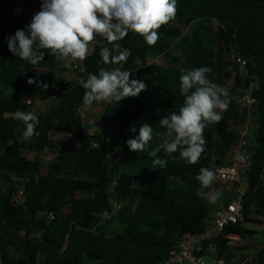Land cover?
<instances>
[{"label": "trees", "instance_id": "16d2710c", "mask_svg": "<svg viewBox=\"0 0 264 264\" xmlns=\"http://www.w3.org/2000/svg\"><path fill=\"white\" fill-rule=\"evenodd\" d=\"M40 9L41 0H0V264L165 261L184 236L203 233L210 224L211 188L203 190L206 196L198 195L195 177L201 168L214 171L229 163L228 152L236 144V127L243 118L234 97L254 82L259 103L254 108L250 149L255 154L247 172L243 209L224 237L214 240L218 258H237V248L226 235L246 240L259 234L252 227L264 226V0H177L175 19L160 27L155 45L129 32L119 41L125 62L103 64L96 44L79 61L80 69H74L75 63L63 67L47 52L33 66L9 51L7 38L26 29ZM175 45L182 55L172 57L171 68L164 72L156 60ZM232 53L248 61L246 78L239 76ZM201 66L212 68L207 78L218 87L230 85L228 108L219 123L205 128V151L196 164L180 159L179 152L168 156L161 150L157 153L161 163L153 169L157 157L148 151L162 142L157 134L165 131L158 122L183 105L181 75ZM101 67L132 71L130 79L142 80L147 89L119 103L85 107L79 80ZM29 78L47 88L28 84ZM51 96L55 100L48 107L36 109L37 100ZM29 99L35 103L29 105ZM17 109L38 116L37 134L29 140L22 138L23 122L13 117ZM88 121L100 131L87 132ZM144 123L153 128V139L147 151L132 152L126 141L131 133L138 136ZM133 126L136 132L130 130ZM47 150H57L51 162L40 157ZM21 185L26 198L20 203L13 196ZM112 197L123 208L98 226V215L110 208ZM117 225H123L124 231ZM248 258L239 261L264 264V248Z\"/></svg>", "mask_w": 264, "mask_h": 264}, {"label": "clouds", "instance_id": "9594fccd", "mask_svg": "<svg viewBox=\"0 0 264 264\" xmlns=\"http://www.w3.org/2000/svg\"><path fill=\"white\" fill-rule=\"evenodd\" d=\"M177 10V0H41L40 11L32 16L26 29H18L7 38L8 49L33 66L42 62L47 52L63 67L69 68L77 61H84L99 44L102 63L116 65L127 60L119 41L134 32L149 46L155 45L159 40L158 30L175 19ZM136 63L141 61L137 59ZM131 72L118 67L111 70L101 67L95 74L89 72L86 78L79 80L85 90L83 105L119 103L125 98L138 97L147 85L142 80L130 79ZM210 72L211 67L201 66L181 75L183 105L178 112H172L158 122L165 129L157 134L162 142L148 151V155L157 157L163 150L168 156L179 152L180 159L188 164L199 161L205 151V128L221 121L222 112L227 110L230 102L228 92L207 78ZM27 82L47 88L46 84L31 78ZM13 117L23 122V140L37 134L39 119L36 113L17 109ZM130 130L136 132L135 126ZM152 139L153 128L144 123L138 136L129 138L126 144L132 152H145ZM160 163L158 157L154 159L153 169ZM195 179L200 184L197 194L206 196L203 190L211 188L216 174L201 168ZM219 195L217 190L211 199L214 201Z\"/></svg>", "mask_w": 264, "mask_h": 264}, {"label": "built area", "instance_id": "2783aa9c", "mask_svg": "<svg viewBox=\"0 0 264 264\" xmlns=\"http://www.w3.org/2000/svg\"><path fill=\"white\" fill-rule=\"evenodd\" d=\"M231 60L237 65V72L241 78H246L249 74L248 61L238 53H232ZM81 62L74 64V69H80ZM256 84L254 82L245 86L239 94L234 97L239 107L242 110L251 111L257 107L259 100L255 96ZM29 105L35 103L34 99L27 100ZM104 102L93 103L92 106L101 105ZM254 128L253 120L245 126H241L238 130L239 142L237 148L232 152L229 163L219 167H215L216 179L212 184L214 187L230 185L237 192L238 199L230 203H221L214 207L209 213L210 224L207 230L200 234H189L184 236L179 246L170 252L169 257L162 262L156 264H207L205 258L213 257L212 264H241L239 259L235 258L228 260L226 258H218L216 252L215 238L224 237L226 228L233 223H236L243 209V197L248 189L247 172L251 166V157L253 151L250 149V133ZM93 131L91 133H95ZM97 146V144H95ZM57 156V150H47L42 155L41 159L45 162L53 161ZM261 187L264 191V162L263 171L261 174ZM111 193L113 190L111 189ZM26 198L25 188L21 185L18 191L14 194L13 199L16 202H24ZM123 208V203L110 198V208L98 215V226H103L105 222L111 219ZM231 243L235 240H240L238 236H227ZM247 258L245 262H248Z\"/></svg>", "mask_w": 264, "mask_h": 264}, {"label": "rangeland", "instance_id": "374dc122", "mask_svg": "<svg viewBox=\"0 0 264 264\" xmlns=\"http://www.w3.org/2000/svg\"><path fill=\"white\" fill-rule=\"evenodd\" d=\"M184 30H186V26L183 27ZM182 55V51L179 45H175L169 54L167 56H162L156 60V63L159 64L164 72H168L171 68V58L172 57H179ZM228 93L230 92V85L227 87H223ZM55 100L54 96H51L47 99H39L36 101V109H44L48 107L53 101ZM249 115L252 117L254 115V109L249 112ZM85 129L87 132L91 133L93 131H98L95 125L91 122L85 123ZM130 135H133L131 133ZM25 155H27L29 158H35V155L32 153H29L28 151H23ZM119 157L124 159V152H120ZM127 171H130L128 167H125ZM71 178H80L79 176H70ZM20 182L17 184L19 185ZM224 187V188H223ZM220 195L218 199L212 200L210 197V204L212 207H217L219 205V202L223 203H229L236 201L238 199L237 192L235 190H232L226 186H220ZM5 193L9 194L10 190L8 189V186H4ZM216 190L211 194V196L215 195ZM119 231L123 232L125 227L123 225H117L116 227ZM252 230L257 231L259 234L250 237V239H240L233 241V246L237 248L235 251L234 257H237V259L241 260L243 258H248L252 255V253L256 250L264 248V226H255L251 228ZM205 261L207 264L213 263V257L207 256L205 258Z\"/></svg>", "mask_w": 264, "mask_h": 264}, {"label": "crops", "instance_id": "0c3cea01", "mask_svg": "<svg viewBox=\"0 0 264 264\" xmlns=\"http://www.w3.org/2000/svg\"><path fill=\"white\" fill-rule=\"evenodd\" d=\"M77 62H79V61H77ZM76 63V62H75ZM249 112L250 111H248V110H243V118H242V120L238 123V125H237V133H238V130H239V128L241 127V126H245V125H247V124H249V122H250V120H251V116L249 115ZM88 122H90V121H88ZM92 123V122H91ZM94 124V123H93ZM95 125V127L97 128V130L98 131H100V127L97 125V124H94ZM238 135V137H237V141H236V144L234 145V147L228 152V156H229V160H230V157H231V154H232V152H234V149L235 148H237V146H238V142H239V134H237ZM130 137L131 138H134V134L133 135H130ZM226 187H228V188H230V189H232V187L230 186V185H227ZM224 188V187H223ZM214 190H221L220 189V187H214L213 185L211 186V190H210V192H209V194H208V196H209V198L211 197V194L214 192ZM233 190V189H232ZM210 203V202H209ZM221 203H223V202H221ZM220 202H219V204H221ZM230 203V202H229ZM211 205V204H210ZM212 206V205H211ZM214 208V207H213Z\"/></svg>", "mask_w": 264, "mask_h": 264}, {"label": "water", "instance_id": "95a60500", "mask_svg": "<svg viewBox=\"0 0 264 264\" xmlns=\"http://www.w3.org/2000/svg\"><path fill=\"white\" fill-rule=\"evenodd\" d=\"M255 152L253 151L252 156H254Z\"/></svg>", "mask_w": 264, "mask_h": 264}]
</instances>
